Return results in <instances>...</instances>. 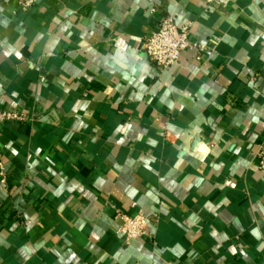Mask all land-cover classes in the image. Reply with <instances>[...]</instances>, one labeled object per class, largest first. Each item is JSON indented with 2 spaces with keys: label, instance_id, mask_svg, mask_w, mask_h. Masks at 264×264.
<instances>
[{
  "label": "crops",
  "instance_id": "obj_1",
  "mask_svg": "<svg viewBox=\"0 0 264 264\" xmlns=\"http://www.w3.org/2000/svg\"><path fill=\"white\" fill-rule=\"evenodd\" d=\"M0 0V264H264V0ZM210 48L159 75L167 17ZM1 171V170H0ZM143 214L150 240L127 241Z\"/></svg>",
  "mask_w": 264,
  "mask_h": 264
},
{
  "label": "built area",
  "instance_id": "obj_2",
  "mask_svg": "<svg viewBox=\"0 0 264 264\" xmlns=\"http://www.w3.org/2000/svg\"><path fill=\"white\" fill-rule=\"evenodd\" d=\"M222 0H206L207 12L221 4ZM36 0H20L19 7L23 12H28L34 7ZM192 25L180 27L174 17L167 16L160 23L159 27L146 39L141 41L143 52L148 56L149 60L155 65L159 75L165 70L179 63L183 52L188 50H196L198 60L202 58H210L213 52L206 45L197 41L191 33ZM26 117L22 114L0 110V139L2 136V128L6 122L25 121ZM256 159L260 171L264 174V146H260L256 153ZM0 180L6 182V173L2 164V152L0 150ZM123 225L120 232L126 237L127 241L154 238V233L149 227L148 219L143 214L135 217L127 215L122 216Z\"/></svg>",
  "mask_w": 264,
  "mask_h": 264
}]
</instances>
